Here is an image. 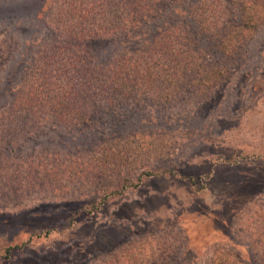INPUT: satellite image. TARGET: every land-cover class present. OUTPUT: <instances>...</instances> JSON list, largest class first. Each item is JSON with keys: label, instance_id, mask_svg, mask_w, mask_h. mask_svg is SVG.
<instances>
[{"label": "rangeland", "instance_id": "374dc122", "mask_svg": "<svg viewBox=\"0 0 264 264\" xmlns=\"http://www.w3.org/2000/svg\"><path fill=\"white\" fill-rule=\"evenodd\" d=\"M251 1L261 5L169 3L133 31L136 38L94 48L101 61L172 26L200 37L193 14L205 5L202 11L225 21V34L246 40L239 52L218 59L213 40L198 38L211 53L209 60L225 65L218 89L205 96L188 91L166 105H97L90 122L79 128L51 122L40 132L0 144V167L13 163L31 168L26 173L33 178L56 177L18 188L11 181L22 173L5 175L0 169V264H264V18L259 26L243 19L251 11L264 15V0ZM58 4L0 0V49L10 51L9 58L2 55L8 62L0 72V93L15 92L41 48L55 40ZM240 15L245 29L236 26ZM242 42L226 40L225 51ZM9 106L1 101L0 112ZM132 133L154 135L145 141L149 152L159 144L171 146V154L164 152L144 168L168 175L137 181L142 164L132 165L134 145L116 139ZM83 151L92 161L110 162L112 174L102 182L67 185L70 174L62 169Z\"/></svg>", "mask_w": 264, "mask_h": 264}, {"label": "trees", "instance_id": "16d2710c", "mask_svg": "<svg viewBox=\"0 0 264 264\" xmlns=\"http://www.w3.org/2000/svg\"><path fill=\"white\" fill-rule=\"evenodd\" d=\"M184 1L58 0L56 17L55 20L53 19V28L58 33L55 34V40L41 48L38 58L31 63L26 77L24 76L23 81L18 83L15 92L0 93V102L3 100L10 102V106L0 112V144L9 140H18L23 134L40 132L51 122L65 127L79 128L90 122L97 105L110 108L116 103L123 102L135 105H166L177 101L188 91L198 96H205L222 86L225 82V65L215 66L218 63L209 60L211 53L206 52L205 46L200 45L201 41L198 38L209 36L213 40L211 43L213 47L211 45L210 47L219 53L218 59L239 52V48L244 46L246 40L243 35L237 33L228 35L229 31H227L225 34V21L221 17L202 11L205 5H202V8L199 5L193 14L200 37H196L197 34L184 27L172 26L156 35L150 33L140 45L118 50L111 56L101 57V61L96 58L94 48L96 49L103 41L114 42L118 38L124 41L134 39L138 35L131 36L134 34L133 31L148 23L150 17L159 15L169 3ZM250 2L257 3L251 0ZM250 2L247 3L248 7ZM208 4L212 5L210 2ZM260 5L251 3L253 8H258ZM251 12L244 13L243 19L251 23V26H255L264 15ZM217 22L222 25H218ZM242 24V15H240L239 24L236 26L240 27ZM241 27L245 29L244 26ZM242 38V44H236V48L231 53L225 51L226 40L236 42ZM247 40H251V37ZM9 52V48L8 53H1L0 49V72L8 62L3 60L2 55L6 54L9 58ZM8 82L9 80H4V85L6 86ZM5 98H9L10 101H5ZM153 136L146 133H132L124 139L116 137L134 145L132 165L135 162L142 164L139 167L141 171L137 176L138 182L142 176L168 175L151 171L150 166L144 169L149 161L157 162L164 152L167 154L171 149V146L163 148L160 144L151 152L144 149L147 138ZM100 146L107 148L110 144ZM122 154L125 155L124 152ZM127 158V155L123 157V159ZM91 159L86 156L85 151L72 160L68 159L67 165L62 169L70 174L67 185H83L94 178L102 182L108 177L109 172L112 174L110 162ZM124 162L127 164L128 160ZM73 164H76V167H71ZM79 166L84 171L79 172ZM116 168L113 166L112 171ZM0 169L5 175L12 171L15 172L14 175L22 173V176L18 178L15 176L11 181L18 188L24 186L26 189H31L38 186L43 178L56 179L53 174L40 179L33 178L26 173L31 168L20 166L16 168L13 163L2 165ZM47 171L48 169H45L46 174ZM172 174L169 173V176H174ZM85 178L86 181L80 183ZM5 180L9 182L7 177ZM9 191L19 193V190L11 188ZM260 239L264 243L262 235ZM261 240H257L259 246L262 245Z\"/></svg>", "mask_w": 264, "mask_h": 264}]
</instances>
